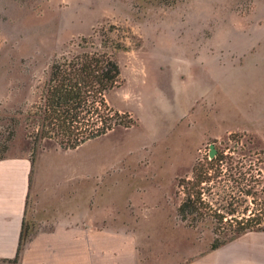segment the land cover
Returning <instances> with one entry per match:
<instances>
[{
	"label": "rangeland",
	"instance_id": "rangeland-1",
	"mask_svg": "<svg viewBox=\"0 0 264 264\" xmlns=\"http://www.w3.org/2000/svg\"><path fill=\"white\" fill-rule=\"evenodd\" d=\"M85 49L113 53L121 74L106 100L137 118L76 154L81 194L96 190L95 215L114 231L135 228L145 264L230 244L236 236L213 233L210 222L178 219L176 185L210 144L253 154L264 171V0H0V156L30 151L16 111L37 99L53 59ZM38 229L24 221L20 253Z\"/></svg>",
	"mask_w": 264,
	"mask_h": 264
},
{
	"label": "trees",
	"instance_id": "trees-1",
	"mask_svg": "<svg viewBox=\"0 0 264 264\" xmlns=\"http://www.w3.org/2000/svg\"><path fill=\"white\" fill-rule=\"evenodd\" d=\"M120 74L113 53L105 50L85 49L53 59L37 99L27 113L16 111L24 116L31 156L47 140L74 149L117 126L136 125L137 118L130 112L119 111L106 100ZM13 122L15 127L20 120L13 118ZM252 156L217 149L212 157L197 159L190 173L177 179L178 219L192 228L210 222L212 232L219 235L264 230V171L259 166L262 160ZM22 236L23 228L14 257L4 262H18Z\"/></svg>",
	"mask_w": 264,
	"mask_h": 264
},
{
	"label": "crops",
	"instance_id": "crops-1",
	"mask_svg": "<svg viewBox=\"0 0 264 264\" xmlns=\"http://www.w3.org/2000/svg\"><path fill=\"white\" fill-rule=\"evenodd\" d=\"M205 24L196 22L201 29ZM191 98L192 90L184 88L181 103ZM92 140L74 149L42 147L33 157L30 151L0 156V264L14 257L25 220L39 229L27 240L16 264L146 263L139 234L132 232L135 228L126 224L114 231L107 216L93 211L96 190L91 187L81 194L85 167L76 154ZM86 170L90 177L91 169ZM128 213L136 222L143 217ZM190 258L181 264H264V230L238 235L230 244Z\"/></svg>",
	"mask_w": 264,
	"mask_h": 264
},
{
	"label": "water",
	"instance_id": "water-1",
	"mask_svg": "<svg viewBox=\"0 0 264 264\" xmlns=\"http://www.w3.org/2000/svg\"><path fill=\"white\" fill-rule=\"evenodd\" d=\"M216 152H217V149H216L215 145L210 144L209 152H208L209 157H212Z\"/></svg>",
	"mask_w": 264,
	"mask_h": 264
}]
</instances>
